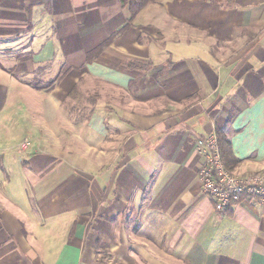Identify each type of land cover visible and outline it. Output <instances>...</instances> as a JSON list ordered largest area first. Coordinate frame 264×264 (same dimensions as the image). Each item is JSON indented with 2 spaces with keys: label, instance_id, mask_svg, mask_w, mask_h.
I'll return each instance as SVG.
<instances>
[{
  "label": "crops",
  "instance_id": "1",
  "mask_svg": "<svg viewBox=\"0 0 264 264\" xmlns=\"http://www.w3.org/2000/svg\"><path fill=\"white\" fill-rule=\"evenodd\" d=\"M127 16L0 0V264H264V200L217 211L196 148L264 172V0Z\"/></svg>",
  "mask_w": 264,
  "mask_h": 264
},
{
  "label": "built area",
  "instance_id": "2",
  "mask_svg": "<svg viewBox=\"0 0 264 264\" xmlns=\"http://www.w3.org/2000/svg\"><path fill=\"white\" fill-rule=\"evenodd\" d=\"M218 136L215 132L206 134L196 142L201 155L199 178L202 191L214 202L217 211L228 208L242 194L259 196L264 200V172L237 174L223 165Z\"/></svg>",
  "mask_w": 264,
  "mask_h": 264
},
{
  "label": "trees",
  "instance_id": "3",
  "mask_svg": "<svg viewBox=\"0 0 264 264\" xmlns=\"http://www.w3.org/2000/svg\"><path fill=\"white\" fill-rule=\"evenodd\" d=\"M119 1H120L121 6L125 8L128 13L126 24L122 28V29H125L131 25L130 23H132L133 19L135 18V16L141 9H143L147 4L154 2L155 0H119ZM215 1L220 2L222 0H215ZM114 35L108 37L107 40H104L103 43H101L99 46L94 48V50H92L91 52V56L93 57V55L98 54L103 48L109 45ZM217 135H218L217 139L219 141V148H220L219 152L221 153L222 161L224 163L223 165H225L227 169L232 170L235 167L237 161L232 155V152L230 151L231 149L229 147L228 140L226 139L224 134H221L220 132L217 131ZM247 196H250V195L242 194L239 197V199H242ZM253 197H255L256 199H259V196H253Z\"/></svg>",
  "mask_w": 264,
  "mask_h": 264
}]
</instances>
